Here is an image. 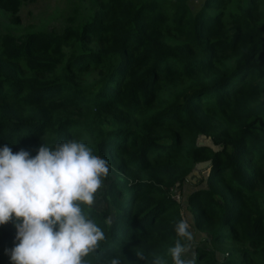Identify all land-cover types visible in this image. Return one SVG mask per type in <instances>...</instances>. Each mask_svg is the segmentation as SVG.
I'll return each instance as SVG.
<instances>
[{
	"label": "trees",
	"instance_id": "trees-1",
	"mask_svg": "<svg viewBox=\"0 0 264 264\" xmlns=\"http://www.w3.org/2000/svg\"><path fill=\"white\" fill-rule=\"evenodd\" d=\"M26 1L0 10L20 26ZM187 1L89 0L59 28L0 32V146L35 156L75 138L109 162L86 209L105 234L91 264H171L173 188L209 231L196 264H264V0ZM15 232L0 225V264Z\"/></svg>",
	"mask_w": 264,
	"mask_h": 264
},
{
	"label": "clouds",
	"instance_id": "clouds-1",
	"mask_svg": "<svg viewBox=\"0 0 264 264\" xmlns=\"http://www.w3.org/2000/svg\"><path fill=\"white\" fill-rule=\"evenodd\" d=\"M109 170L105 158L75 138L55 146L44 142L35 156L0 146V225L12 222L16 229L14 246L4 250L11 264H91L86 257L105 234L86 209L93 207ZM174 231L171 264H196L189 220L181 218ZM105 264H121V259L113 256ZM151 264H168V259L156 256Z\"/></svg>",
	"mask_w": 264,
	"mask_h": 264
},
{
	"label": "rangeland",
	"instance_id": "rangeland-1",
	"mask_svg": "<svg viewBox=\"0 0 264 264\" xmlns=\"http://www.w3.org/2000/svg\"><path fill=\"white\" fill-rule=\"evenodd\" d=\"M89 0H29L24 2V5L20 10V21H22V26H15L11 23V15L3 10H0V32L11 31L15 33L24 32L30 29H37L41 25H45L47 30L56 29L65 24L67 17L72 14L74 9H78L80 12L79 17L82 18L86 16V9ZM139 1V0H137ZM170 1V0H166ZM204 0H188L187 4L191 6L194 10H197ZM201 142L212 146L209 139L204 137L201 138ZM206 162L198 163L191 167L192 171L189 176H187V185L184 187L185 196L192 190L196 188L197 182L201 175H207L208 168L205 167ZM107 183L103 182L102 189L98 192V198L94 204H99V198L102 190L106 187ZM172 190V189H171ZM176 200L182 205V212L185 214L192 225V230L195 234L196 244L205 246V238L209 237V231L206 229H196L193 225L194 219L192 213L187 208V201L185 198L181 199L179 192L173 188L171 193ZM225 247V246H223ZM226 248V247H225ZM196 249V246H195ZM194 249V251H195ZM227 250V249H226ZM220 255V253H218Z\"/></svg>",
	"mask_w": 264,
	"mask_h": 264
}]
</instances>
